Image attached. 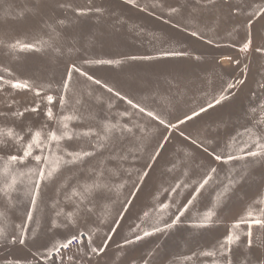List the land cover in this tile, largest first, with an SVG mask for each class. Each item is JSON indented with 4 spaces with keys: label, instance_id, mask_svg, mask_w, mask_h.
Wrapping results in <instances>:
<instances>
[{
    "label": "rangeland",
    "instance_id": "rangeland-1",
    "mask_svg": "<svg viewBox=\"0 0 264 264\" xmlns=\"http://www.w3.org/2000/svg\"><path fill=\"white\" fill-rule=\"evenodd\" d=\"M256 5H264V0H216L208 6L197 4L196 0H135V6L125 0H0V69H8L13 76L9 77L4 71H0V75L45 86L48 91L44 94L57 97L52 108L56 116H60L64 114L59 101L61 85L67 69L75 63L101 84L73 73L66 112L75 109L79 119L70 122V128L79 132L91 127L103 134L104 124L111 122L127 125L134 132L133 135L115 131L106 149L78 164L63 167L57 180L42 184L38 207L28 226L26 246L0 240V264H29V261L35 264L32 252L37 248L43 250L90 228L96 229L94 243L100 245L132 190L138 171L148 164L152 152L166 136L168 142L161 156L124 214L108 248L99 256L91 254L90 259L77 252V247L62 255L66 264L68 254L73 256L72 264H184V257L196 253L195 259L187 264H212L211 258L201 257L199 252L217 246L249 205L257 211L264 208L254 203L264 197V158L220 163L185 140L181 132L210 142V148L218 151L229 150L226 143L230 138L235 137L238 146L247 139L239 133L252 123L250 106H255L264 95V89L260 88L264 84V52L256 51L264 47V16L252 24V49L245 54L239 48L245 42L246 25L251 19L247 13ZM237 7L242 9L240 14H234ZM171 8H177L178 12L169 16ZM77 9L91 11L80 16ZM61 20L63 24L59 23ZM193 29L199 31L203 39L190 36ZM208 39L213 43L208 44ZM16 41L34 43L41 50H13L9 45ZM224 57L238 59L241 63L232 64ZM99 60L119 63H96ZM221 60L223 64L219 63ZM244 66L248 69L245 83L238 90H232L230 100L178 129L165 128L127 103V99H131L166 121L176 123L185 113L206 106L228 83L241 78ZM108 87L114 91L108 92ZM115 92L126 99L116 96ZM38 99L33 91L15 90L5 85L0 90V113L7 115H0V127L14 128L24 136V141L31 137L29 128L35 130L47 124L48 129H56V123L47 121L44 115L46 101L40 103L39 113L29 111L19 118L13 115L17 110L34 106ZM7 143V147H0V157L22 154L18 145L12 141ZM62 144L69 151L90 148L85 138L65 140ZM34 163L29 160L30 165ZM17 167L24 170L25 166ZM210 167L217 169L214 181L181 218L179 225L138 243L117 247L125 238H134L136 225L145 211H152L155 218L157 196L160 202L172 200L175 205H183L190 198L193 182L201 179ZM100 169L112 185V191L92 198L90 206L94 211L74 213L75 224L65 215L56 216L57 209H62L63 213L73 212L74 205L65 199V193L73 186L91 181ZM179 180L189 186L182 185L174 196L163 192V188ZM230 182H234L233 187L216 208L212 226L191 227L194 219L213 206L217 193ZM24 187L17 186L11 202L0 196V211L4 213L0 227L8 234L17 231L16 225L24 221L30 210ZM57 200L60 203L54 208ZM175 210L174 206L171 211ZM164 219L170 220L171 215ZM54 223L59 227H53ZM253 232L254 247L249 250V260L251 264H258L264 258V230L254 227ZM244 243L242 236L240 247L233 249L234 264H240V258L245 255ZM88 251L85 242L83 252ZM53 259L61 264L58 257ZM217 260L223 258L217 257Z\"/></svg>",
    "mask_w": 264,
    "mask_h": 264
},
{
    "label": "snow or ice",
    "instance_id": "snow-or-ice-1",
    "mask_svg": "<svg viewBox=\"0 0 264 264\" xmlns=\"http://www.w3.org/2000/svg\"><path fill=\"white\" fill-rule=\"evenodd\" d=\"M125 2L135 6V0H125ZM215 2L216 0H196L197 4H203V6H208ZM225 2H228V0H225ZM90 11L91 9L76 10L77 14L80 16L87 15ZM96 11L100 10L96 9ZM241 11L242 9L237 7L234 9V14H240ZM177 12V8H171L168 11V15L172 16ZM247 15L251 17L246 25L248 32L245 37V42L239 48V51L245 54L252 49V24L260 16H264V5L254 6ZM59 23L63 24V21L61 20ZM189 35L197 39H203L200 32L196 29L191 30ZM206 42L208 44L213 43L211 39H208ZM40 43L44 44L47 42L41 41ZM9 47L13 50L19 51L41 50V48L37 47L34 43H22L20 41L12 43ZM256 51L264 52V47L257 48ZM172 55H178V53H172ZM133 59H135V57H133ZM197 59H199V57H197ZM224 60H228L230 63L237 65L241 63L240 60H233L232 57H224ZM224 60L219 61V63L223 64ZM96 63L110 65L113 63H119V61L99 60L96 61ZM0 71L7 72L9 77L13 76V73L8 69H0ZM247 72V66H244L242 68L243 76L241 78L235 79V82L228 83L225 89H223L218 95L213 96L211 101L207 102L206 106L201 105L198 109H193L190 113H185L182 117L177 119L176 123L166 121L154 111L146 109L131 99H127V103L133 109H137L140 113L147 115L152 120L158 121V123L165 128L178 129L181 125L196 120L211 109L221 106L226 101L230 100L233 95L232 90H238L240 86L244 85ZM73 73L85 77L88 81L97 85L101 84L100 80L95 79L93 76L83 71L77 64L72 63L67 69L61 85L59 101L61 112L64 114L60 116H56L52 108L57 97L51 94H44L48 91L45 86L34 85L28 80L5 79L3 75H0V90H2L5 85H8L15 90L33 91L35 96L39 98L34 106L25 107L23 111L17 110L13 113L14 116L18 118L23 117L24 113L29 111L39 113L40 103L46 101L44 115L46 116L47 121L55 122L57 125L56 129H48L47 124H44L41 128L35 130L29 128L28 132L31 133V137L28 141H24V136L15 131L14 128L0 127V147H7V142L12 141L15 145L19 146L18 151L22 152V154H9L6 157H0V161H2V163H0V196L4 197L8 202H11L12 194L18 190L17 186L24 185V194L29 198L30 203V210L26 212L24 221L16 225L17 231L15 233L8 234L4 227H0V240H7L12 245L26 246V241L29 239L28 226L33 220V213L37 210L42 184L57 180L63 167L78 164L85 158L95 156L98 151L106 149L108 147V142L111 140L115 131L127 132L134 135L131 127L120 125L118 123L112 124L111 122L104 124L103 134L98 133L91 127L79 132H74L70 128V122L79 119L75 114V109L72 112H66V106L69 103V93L72 91L70 86L73 81ZM105 87L107 86L105 85ZM260 88L264 89V84H261ZM107 91L111 93L114 90L111 87H108ZM115 95L121 99H126L121 96L119 92H115ZM253 99H255V95H253ZM77 103H79V101H77ZM126 114L127 113H125V115ZM0 115L7 114L0 113ZM249 119L252 121L251 125L245 127L243 132L239 133V135L246 136L247 139L238 146L236 138H230L226 143V148L229 149L228 151H218L215 147L210 148V142L200 141L191 136H185L183 132H181V136H184L185 140H190L192 145L201 149L205 154L220 163L227 164L232 161H247L249 157L264 158V95H262V98L257 101L255 106H250ZM93 137H95V139H93ZM5 138H7V140ZM74 138L87 139L90 148L87 150L81 148L77 151H69L67 148L63 147V141L72 140ZM167 142L168 137L166 136L152 152L148 164L138 171L136 179L133 182L132 190L129 195L125 197L119 213L113 220L109 231L105 233V238L100 245L94 243L96 229L90 228L88 231L81 230L70 235L68 238L51 244V246H46L43 250L37 248L32 252V260L35 261V264H41V261H43V264H48L49 261H51L52 264H56V260L53 259L54 257H58L61 264H66L65 257L61 254L62 250H68L73 244L77 245V252L82 253V256H87L89 259L91 258V254H95L96 256L101 255L108 248V243L112 241L113 236L120 227V221L124 219V214L127 213L132 206L137 193H139L145 179L149 177L152 166L156 163L157 158L161 156ZM29 160L34 161L35 163L30 165ZM17 165H24V170H21ZM171 170L172 169H170V171ZM216 172L217 169L215 167H210L201 179L193 182L195 186L192 188L190 198L183 205H175L172 200L160 202L159 197L157 196L155 218L153 219L152 211H145L140 218V223L136 225L137 231L134 238H125L123 244H117V247H124L126 245L138 243L145 238L154 236L157 233H165L179 225L181 223V218L193 208L202 192L210 186L211 182L214 181ZM114 175H118V172H114ZM128 175H132L131 171H128ZM185 175L187 174L185 173ZM233 184L234 182H230L221 192L217 193L213 206L204 211L198 218L194 219L191 227L203 229L212 226L213 218L216 216V208L219 207L223 197L231 190ZM182 185L185 188L189 186L183 180H179L174 185L163 188V192H167L170 196H174ZM64 187L66 188L67 185L65 184ZM119 187L122 188L123 184ZM110 191H112V185L105 180L104 171L102 169L97 170L96 175L91 181L78 186H73L65 193V199L71 201L74 205L73 212L63 213L62 209H57L56 216L65 215L70 222L75 224V221L73 220L74 213H92L94 211V208L90 206L92 198L101 192ZM59 203V200L55 201L53 207L55 208ZM254 203L264 205V197L257 199ZM174 206L176 210L175 212H172L171 209ZM169 215H171V219L165 220L164 217ZM3 218L4 213L0 211V219ZM53 227H59V225L54 223ZM254 227L264 230V208L257 211L252 205H249L246 213L230 225L227 235L218 242L217 246L204 249L199 252L198 255L211 258L212 264H234L233 249L240 247L241 237L243 236L245 237V255L240 258V264H251L249 260V250L254 247ZM85 242H87V248L89 250L87 253L83 252ZM196 255V253H193L191 256L184 257V264H187V261L194 260ZM217 257H222L223 260H217ZM72 262L73 256L68 254L67 264H72ZM29 264H32V261H29ZM145 264H147V262H145ZM258 264H264V258L260 259Z\"/></svg>",
    "mask_w": 264,
    "mask_h": 264
},
{
    "label": "built area",
    "instance_id": "built-area-1",
    "mask_svg": "<svg viewBox=\"0 0 264 264\" xmlns=\"http://www.w3.org/2000/svg\"><path fill=\"white\" fill-rule=\"evenodd\" d=\"M77 247L76 244H73L72 246L69 247L68 250H62V253L61 254H67V253H70L72 250H74L75 248Z\"/></svg>",
    "mask_w": 264,
    "mask_h": 264
}]
</instances>
